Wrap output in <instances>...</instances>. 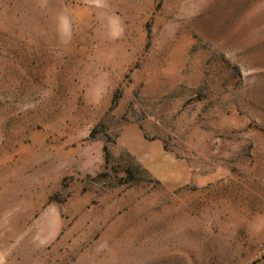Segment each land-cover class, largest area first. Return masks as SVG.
Wrapping results in <instances>:
<instances>
[{
    "label": "rangeland",
    "instance_id": "rangeland-1",
    "mask_svg": "<svg viewBox=\"0 0 264 264\" xmlns=\"http://www.w3.org/2000/svg\"><path fill=\"white\" fill-rule=\"evenodd\" d=\"M264 0H0V264H264Z\"/></svg>",
    "mask_w": 264,
    "mask_h": 264
},
{
    "label": "built area",
    "instance_id": "built-area-1",
    "mask_svg": "<svg viewBox=\"0 0 264 264\" xmlns=\"http://www.w3.org/2000/svg\"><path fill=\"white\" fill-rule=\"evenodd\" d=\"M263 255H264V245H263Z\"/></svg>",
    "mask_w": 264,
    "mask_h": 264
}]
</instances>
